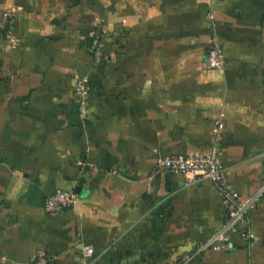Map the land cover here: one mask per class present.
<instances>
[{
  "label": "crops",
  "instance_id": "crops-1",
  "mask_svg": "<svg viewBox=\"0 0 264 264\" xmlns=\"http://www.w3.org/2000/svg\"><path fill=\"white\" fill-rule=\"evenodd\" d=\"M214 40L223 73L207 64ZM219 122L226 179L247 199L264 187V0H0V264L41 249L81 264L85 243L92 264H264V194L241 225L251 240L197 253L224 224L222 195L158 169L209 152ZM57 190L80 201L52 216Z\"/></svg>",
  "mask_w": 264,
  "mask_h": 264
},
{
  "label": "built area",
  "instance_id": "built-area-1",
  "mask_svg": "<svg viewBox=\"0 0 264 264\" xmlns=\"http://www.w3.org/2000/svg\"><path fill=\"white\" fill-rule=\"evenodd\" d=\"M11 23L15 21L13 10L4 13ZM213 20V15H208ZM9 45L16 48L21 44L11 28L9 31ZM100 37L94 38L93 54L96 63L103 58V52L99 46ZM207 64L210 68L220 72L226 70V58L217 42L214 40L207 52ZM77 94L79 97V113L81 117L87 114V99L90 94V78L84 76L78 80ZM222 128L223 124L218 123L214 130V139L207 153H191L186 155H171L159 159L158 169L170 170L180 173L186 184L199 183L209 180L214 183L222 195L223 204L227 211V216L220 231L213 234L210 239L197 249V253L204 250H219L229 248L231 236L234 232L240 233L245 240H251L253 234L249 227L241 228L252 208L264 194V187L253 196L245 199L241 193L226 179V168L222 160ZM90 164V163H87ZM80 196L74 190H57L47 196L45 200V210L48 214L55 216L67 208L76 207L79 204ZM95 257V248L89 243L83 244L81 264H92ZM191 256L184 257L178 264H187ZM33 264H53L52 259L45 250L38 251L37 258Z\"/></svg>",
  "mask_w": 264,
  "mask_h": 264
}]
</instances>
